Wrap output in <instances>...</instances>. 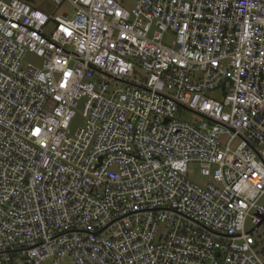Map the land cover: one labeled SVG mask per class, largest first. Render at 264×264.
<instances>
[{
	"label": "built area",
	"instance_id": "built-area-1",
	"mask_svg": "<svg viewBox=\"0 0 264 264\" xmlns=\"http://www.w3.org/2000/svg\"><path fill=\"white\" fill-rule=\"evenodd\" d=\"M49 1L0 0V264H264V0Z\"/></svg>",
	"mask_w": 264,
	"mask_h": 264
},
{
	"label": "rangeland",
	"instance_id": "rangeland-1",
	"mask_svg": "<svg viewBox=\"0 0 264 264\" xmlns=\"http://www.w3.org/2000/svg\"><path fill=\"white\" fill-rule=\"evenodd\" d=\"M46 2V8H49L50 10H52L55 14H62V13H68L69 17H72L74 10L70 7L69 4H64L62 6H59L56 8V6L52 5L50 3L49 0H37V4H35L34 6H40L41 3H45ZM126 6L128 8H131V3L130 1L126 2ZM50 29V25H48L46 27V30ZM26 61H33L36 62V58L31 56V55H27L24 64L26 63ZM185 120L187 121H192L194 118H196V115H194L193 113L187 112L185 113ZM84 118L81 115V113L79 111H77L76 116L71 120L70 124H69V129L71 132L76 131L79 127H82L84 124ZM188 178L189 180H191L192 182H195L199 185H205L207 182L210 181L209 178L203 177L200 175L199 173V166L196 163H190L188 164ZM261 203H264V198L261 199ZM253 227V225L250 224L249 220L246 221L245 223V229L251 230ZM253 240L255 241L256 244V249L259 251L260 253V246L258 243L261 244V246H264V223L256 230L253 232ZM261 255V253H260ZM263 261H264V257L261 255Z\"/></svg>",
	"mask_w": 264,
	"mask_h": 264
},
{
	"label": "trees",
	"instance_id": "trees-1",
	"mask_svg": "<svg viewBox=\"0 0 264 264\" xmlns=\"http://www.w3.org/2000/svg\"><path fill=\"white\" fill-rule=\"evenodd\" d=\"M24 1H26V2H28V3H31L32 5L37 4V0H24ZM258 244H259V246H260V248H261L260 253H261V255L264 257V246H261L260 243H258ZM258 252H259V251H258ZM260 253H259V254H260Z\"/></svg>",
	"mask_w": 264,
	"mask_h": 264
},
{
	"label": "water",
	"instance_id": "water-1",
	"mask_svg": "<svg viewBox=\"0 0 264 264\" xmlns=\"http://www.w3.org/2000/svg\"><path fill=\"white\" fill-rule=\"evenodd\" d=\"M262 218L264 219V216Z\"/></svg>",
	"mask_w": 264,
	"mask_h": 264
}]
</instances>
